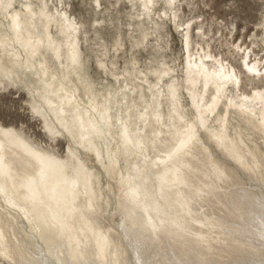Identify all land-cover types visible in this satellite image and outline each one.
<instances>
[{
	"label": "bare ground",
	"instance_id": "bare-ground-1",
	"mask_svg": "<svg viewBox=\"0 0 264 264\" xmlns=\"http://www.w3.org/2000/svg\"><path fill=\"white\" fill-rule=\"evenodd\" d=\"M137 1L136 18L155 26L169 11L176 21L182 2L162 0L161 15L160 0ZM65 4L0 0L1 85L22 83L45 131L73 145L61 157L0 126V264H124L128 252L139 264H264V199L236 172L264 187V88L234 89L241 73L192 54L186 27L181 82L171 68L151 81L98 61L117 86L95 91ZM248 56L239 59L244 73L264 79L262 59ZM100 171L118 197L119 232L103 220Z\"/></svg>",
	"mask_w": 264,
	"mask_h": 264
},
{
	"label": "rangeland",
	"instance_id": "rangeland-1",
	"mask_svg": "<svg viewBox=\"0 0 264 264\" xmlns=\"http://www.w3.org/2000/svg\"><path fill=\"white\" fill-rule=\"evenodd\" d=\"M60 1L67 4H65V9L69 13L68 15L80 24V47L83 55L87 56V58L85 57L86 70L93 81L95 91H101L103 88L110 90L113 85L117 86L115 81L98 67V61L106 63L105 65L115 72L131 70L136 73H134L136 78L146 75L151 81L154 80L151 76L152 71L171 68L172 75L181 82L187 55L184 46L185 31H183V28L186 29V27L190 35L189 40L191 39L189 50L190 52L194 51L191 52L192 54L209 52L217 59L226 61L225 63H229L237 72L241 73V83L239 86L235 85L234 89L241 87L242 92L251 93L250 91L254 88H264L263 78L254 79L252 76L257 77L256 74H245L244 67L239 64V59L245 50L246 54H249L247 62L262 59V64H264L262 28L264 0H182L175 6L178 16L176 21L170 20L171 11H169L167 16L162 17L161 20L155 17V21L159 23L158 26L153 25V22H141L136 18L140 11V2L137 0ZM165 7L160 0L155 9L160 10L159 13L162 15L161 9ZM166 10L168 9L166 8ZM144 30L148 33L147 38L143 44H139L141 31ZM54 32L55 30H52V33ZM237 46L243 47L237 52ZM111 64L113 66H110ZM136 78H134V82L140 84ZM1 80L3 83L2 85L0 83V126L12 128L22 135L24 134L23 136L30 139L29 141L33 144L37 145L38 143L39 147L43 144V148L64 157L66 148L69 145L73 146L72 142L65 136H52L45 131L42 119L36 114L35 116L29 106V103H32V98L22 83L17 84V80H15L16 84L13 85L6 79ZM168 81L165 78L160 85H164ZM181 93H183L181 101L185 106V111L192 113L185 91L181 90ZM144 94L146 97L148 96L145 91ZM236 94L237 90H234L232 95ZM162 110L165 112L166 106H163ZM259 143L261 144L260 141ZM208 144L216 156L232 165L210 143ZM49 146L54 149H49ZM236 172L247 189L256 192L261 199H264L262 183L252 180L248 175L244 176L245 173L240 169H236ZM101 174V184L108 200L103 220L105 224H109L119 232L122 216L118 213V197L112 192H107L106 183L114 185L103 172ZM25 229L28 231L27 227L23 226V230ZM128 254L124 264H139L140 257L131 255L130 252Z\"/></svg>",
	"mask_w": 264,
	"mask_h": 264
}]
</instances>
